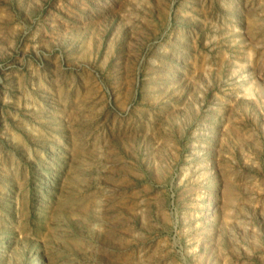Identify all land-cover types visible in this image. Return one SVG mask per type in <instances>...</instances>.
<instances>
[{
	"label": "rangeland",
	"instance_id": "374dc122",
	"mask_svg": "<svg viewBox=\"0 0 264 264\" xmlns=\"http://www.w3.org/2000/svg\"><path fill=\"white\" fill-rule=\"evenodd\" d=\"M0 264H264V0H0Z\"/></svg>",
	"mask_w": 264,
	"mask_h": 264
}]
</instances>
